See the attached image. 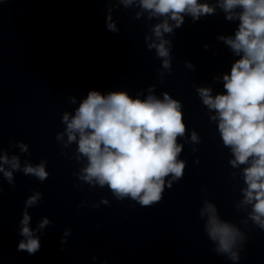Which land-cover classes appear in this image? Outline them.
Wrapping results in <instances>:
<instances>
[{
  "label": "clouds",
  "instance_id": "clouds-1",
  "mask_svg": "<svg viewBox=\"0 0 264 264\" xmlns=\"http://www.w3.org/2000/svg\"><path fill=\"white\" fill-rule=\"evenodd\" d=\"M130 2L126 0V3ZM141 3L154 13L170 14L176 27L183 22L182 13H190L198 19L201 14L214 12L213 8L198 4L197 0H141ZM222 7L229 13L228 19H232L231 10L243 9L235 39L221 37L236 53L242 51L243 56L232 65L230 75L223 77L227 94L213 99L209 89L198 91L203 103L219 114L223 142L231 146L235 154L233 166L253 158L252 165L245 169L246 199L256 200L254 209L259 215L255 219L259 220V216H264V0H223ZM108 27L115 30L112 24ZM161 29L172 31L167 21L156 26L157 37L161 36ZM164 43L157 46L161 57L168 56ZM164 66H169L167 60ZM179 109L180 104L167 93L163 101L152 96L142 101L132 99L125 92L104 96L98 91H90L67 125L69 140H75L73 132L78 131L79 151L90 161L85 169L86 179L96 178L101 185L107 184L118 197L131 196L139 199L142 205L159 201L163 178L170 173L177 178L183 174L184 163L176 159L181 151L176 138L185 132ZM63 119L68 121V115L65 114ZM192 138L197 139L195 133ZM25 171L34 173L41 180L47 176L43 165L27 167ZM5 175L11 177V173ZM35 199L30 198L28 203H34ZM28 220L25 214L22 234L29 239L27 243L21 242L19 248L34 253L40 248V242L31 238ZM47 223L44 220L40 227ZM212 225L210 235L215 239L219 234L221 249L228 251L230 230L226 226L216 227L215 220Z\"/></svg>",
  "mask_w": 264,
  "mask_h": 264
}]
</instances>
